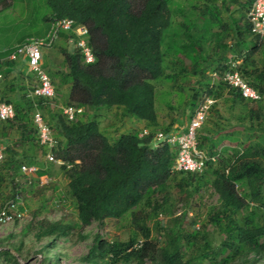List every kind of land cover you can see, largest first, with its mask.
<instances>
[{
  "label": "trees",
  "instance_id": "trees-1",
  "mask_svg": "<svg viewBox=\"0 0 264 264\" xmlns=\"http://www.w3.org/2000/svg\"><path fill=\"white\" fill-rule=\"evenodd\" d=\"M250 1L203 0L201 7L192 3L185 13L175 7L174 0H47L50 13L43 21L69 18L74 27L84 25L86 45L93 54V61L85 62L74 45L75 35L63 30L58 33V36L68 33L73 43L71 51L61 50L65 71L61 72L57 85L67 87L65 105L121 108L125 116L143 121L148 130L141 136L138 131H131L109 140L94 119L83 121L76 116L69 121L61 111L50 114L49 120L44 121L55 132L50 152L53 158L63 162L58 166L66 179V191L76 215L74 220L66 222L46 218L31 220L25 226V233L29 231L35 241L49 238L39 252L53 248L56 239L66 240L74 228L129 215L127 239L109 241L95 234L86 253L80 256V264L264 262V132L256 136L253 132H244V140L231 138L228 142L232 146L222 148L220 145L230 132L223 131L220 135L216 132L217 138L205 145L199 141V127L195 134L196 148L207 153L204 166L201 172H185L173 169L174 146L164 143L154 147L152 130L157 125L152 81L173 79L165 73V68L167 58L175 49L176 57L190 60L188 67L192 73L200 72V86L193 97L216 99L225 93L232 103L243 107L247 102L252 103L246 108L249 118H264L259 113L264 99V57L260 66L249 61L250 55L264 44V36L258 42L248 30L245 12ZM221 9L229 13L226 25L236 33V45L230 48L229 56L220 54L219 61L207 66L215 77L210 80L202 74L205 68L200 71L198 66L199 46L212 42L217 50L226 47L222 42L225 32L219 16ZM174 12L186 18V24H180L188 39L185 44L181 43L179 30L172 28ZM214 26L220 29L213 30ZM247 35L251 39L248 45L243 39ZM5 56H0V69L13 68L15 61L21 60H7ZM19 62L23 64L22 60ZM183 69L180 67L179 71ZM233 71L256 92V99L243 97L239 88L227 83L225 73ZM8 73H2L0 96L12 105L13 116L0 120V137H14L3 147L0 172L4 170L13 181L21 172V164H35L33 148L38 140L32 113L35 109L48 111L54 96L50 99L28 96L33 81L30 86L22 82L25 77L33 79L32 74L23 71L21 81L15 74L8 78ZM46 74L53 82L54 74L51 71ZM12 89L14 94L10 97ZM53 89L55 94L56 88ZM167 130L168 127L163 128L164 132ZM49 170L46 162L34 174L39 177ZM177 174L180 178L173 187L184 205L191 191L202 186L217 195V204L211 206L205 222L197 226H193V218H185L184 210L171 216L174 193L169 189V181ZM17 192L14 190L9 198ZM160 213L165 215L164 223L152 225L158 233L152 236L147 222L154 219L158 222ZM0 255L4 264H21L8 249H0ZM40 262L58 264V254L51 259L43 255Z\"/></svg>",
  "mask_w": 264,
  "mask_h": 264
},
{
  "label": "rangeland",
  "instance_id": "rangeland-1",
  "mask_svg": "<svg viewBox=\"0 0 264 264\" xmlns=\"http://www.w3.org/2000/svg\"><path fill=\"white\" fill-rule=\"evenodd\" d=\"M174 2L176 8H180L181 12L183 10V12L187 13L190 4L194 3L201 7L203 0H174ZM216 4L218 5L219 2L216 1ZM195 12L197 10L194 11V14ZM49 13L50 7L47 0H0V54L8 52L26 37L43 36L48 27V22L43 21V17ZM186 15L188 17V14ZM189 16H193V13H190ZM219 16L225 32H223L222 42L226 47L222 50H217L211 45L213 44L212 42H204L199 46L198 66L200 71L205 68L202 74L210 80H214L215 77L207 69V66L214 64L215 60L219 61L218 57L220 54L229 56L231 54L230 48L232 47L233 49L236 45V33L231 31L226 25L229 21L227 12L221 9ZM173 18L172 28L179 30L178 36L181 43L185 44L188 39H186L185 31L180 24H186V18L183 14H178V12H174ZM217 29H220V27H213V30ZM243 39L247 45L251 41L248 35L243 37ZM263 48L264 44L250 55L249 61L260 66L264 57ZM72 49V39L68 33H64L63 36H58L49 49L43 50V69L46 73L51 71L54 74L55 79L51 83L56 88L52 98L53 103L50 104L48 111H39L42 112V118L45 122L49 120L50 114L60 112L59 108L67 102V87L57 85V81L61 72L65 71L61 50L71 51ZM175 50H172L171 55L167 58L165 68V73L171 74L173 79L152 81L155 87L154 107L157 118V125L152 128L155 134L166 133L163 131L165 127H168V132L181 130L187 123L192 108H195V105H198L201 99L200 96L193 97L195 90L200 86L198 84V81H201L200 72L192 73L188 67L190 60L188 58L183 60V56L180 58V55L176 57ZM19 61L21 60L15 61V66L7 74L8 78L15 74L22 81L23 78L20 74L23 73L24 68H22V62ZM175 61L176 63H174ZM180 67L184 69L179 71ZM32 81V78L25 77L22 83L30 86ZM13 94L14 90L12 89L9 91L10 97H13ZM207 100L205 99L204 101L205 104H208L205 119L197 131L199 141L202 140L203 144L206 145L209 140H215L217 138L216 132H219L218 135L223 133V131L230 132L227 133L226 141H222L220 145L222 148L232 146L228 142L231 138L238 137L239 140H244V132H253V136H256L261 131L264 132V118L261 116L259 118L248 117L246 108L251 106L252 103L247 102L246 107L232 103L231 97L225 93L216 99L207 98ZM260 105L262 106L259 109V113L264 115V99ZM81 109L82 111L79 113L78 118L83 121L94 119L101 133L109 140L116 138L121 133L138 131L140 134L142 130H148L143 121L125 116L121 108L87 106L81 107ZM255 111L258 110L256 109ZM46 124L50 126V123ZM247 127H250V129H246ZM50 134L55 140V132L50 129ZM203 136L207 139L203 138ZM250 139L254 140V138ZM153 144L154 147H158L161 142L154 139ZM169 146L173 147L172 145ZM220 146L219 148H221ZM33 151H35L36 160L35 164L30 167H35L39 171L42 170L44 163L48 162L50 166L48 174L36 177L34 173L24 175L20 172L13 181H10L3 169L0 172V206L9 199L14 190L18 191L14 195L19 197L17 203L20 205L18 218L8 217L7 220L0 221V249H8L21 264H43V262H40L43 255L51 259L52 256L57 254L58 264H80L79 258L86 253L95 234L109 241L127 239L130 231L129 215L119 219H105L101 224L92 222L82 229L74 228L66 240L56 239L53 248H48L47 252H39L40 247L49 242V238L35 241L29 231L25 233V226L31 220L41 218L48 220L62 219L65 222L72 221L75 219L76 214L73 202L66 191V179L59 169L61 164H56L46 159L47 149L41 147L37 142ZM200 151L207 156L205 151ZM179 178L180 175L177 174L174 179L169 181V189L174 193L171 216H177L181 210H184L185 218H193L195 220L193 226H197L205 222L211 206L217 204V195L212 189L202 186L198 190L193 189L191 191L192 194L184 205L182 199L177 196L178 192L173 187ZM182 188L185 189L187 187L182 186ZM157 218H159L158 222V219L147 222L151 228L152 236L158 234H156L152 225L164 223L165 215L160 213ZM81 235L85 236V238L79 240L78 236ZM215 240H217V236ZM4 262L3 255H0V264H4ZM259 264H264V262Z\"/></svg>",
  "mask_w": 264,
  "mask_h": 264
},
{
  "label": "built area",
  "instance_id": "built-area-1",
  "mask_svg": "<svg viewBox=\"0 0 264 264\" xmlns=\"http://www.w3.org/2000/svg\"><path fill=\"white\" fill-rule=\"evenodd\" d=\"M245 19L248 24L250 34L260 42L264 36V0H251L245 12ZM69 18H58L49 21L47 30L43 36L26 37L21 43L13 46L5 58L7 60H16L20 58L25 65V72L31 73L33 76V85L28 90V96H37L43 98H52L54 89L50 79L42 68L43 50L49 49L54 41L58 38L60 31L72 32L76 39L74 45L79 48L85 62L93 61V54L88 45H86L87 29L84 25H72ZM1 60V58H0ZM238 62V61H237ZM2 72L0 71V81ZM224 79L233 87H237L243 97L256 99V92L246 84L240 76L235 72H226ZM205 99H200L198 105L193 108L191 116L185 126L178 131H170L154 135V139L161 144H169L175 147L173 169L185 172H201L206 159L202 151L196 148V130L200 127L205 119L208 104ZM61 113L67 120H73L82 111L81 107L71 105H63L60 108ZM13 108L8 102L1 99L0 96V120L12 118ZM32 122L37 130V140L40 145L47 149L46 159L56 164H63L60 159H55L51 155V148L54 146V140L50 134L48 125L44 122L41 113L35 109L32 113ZM146 133L142 130L139 136ZM154 145V144H153ZM3 157V146L0 145V161ZM31 165H20V171L23 174H31L35 172V167ZM19 197L9 198L0 206V221L7 220L8 217L18 218L19 210L17 203Z\"/></svg>",
  "mask_w": 264,
  "mask_h": 264
},
{
  "label": "crops",
  "instance_id": "crops-1",
  "mask_svg": "<svg viewBox=\"0 0 264 264\" xmlns=\"http://www.w3.org/2000/svg\"><path fill=\"white\" fill-rule=\"evenodd\" d=\"M227 14H229V13L227 12ZM235 15H236V14H235ZM235 15H234V16H235ZM48 25H49V21H48ZM47 28H48V27H47ZM6 53H7V52H3V53H1L0 56H4V55H6ZM22 68H24V71H25V65H24V64L22 65ZM10 70H12L11 67H3V68L0 69V71H1L2 73H4V72H9ZM12 139H13V137H11V138L0 137V145H1V144H3V145L8 144V143H10V142L12 141ZM3 145H1V146H3Z\"/></svg>",
  "mask_w": 264,
  "mask_h": 264
}]
</instances>
